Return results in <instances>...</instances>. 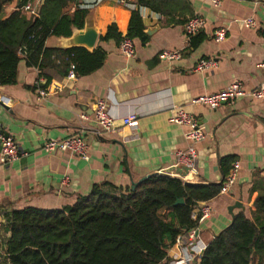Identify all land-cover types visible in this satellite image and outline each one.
<instances>
[{"label":"crops","instance_id":"crops-1","mask_svg":"<svg viewBox=\"0 0 264 264\" xmlns=\"http://www.w3.org/2000/svg\"><path fill=\"white\" fill-rule=\"evenodd\" d=\"M117 1L77 0L63 9L66 15L77 6L89 10L83 28L92 26L98 35L88 52L99 49L106 53L100 69L68 80L62 70L40 72L22 60L16 85L0 87V133L15 140L19 153L16 162L2 165L0 161V218L5 221L12 211L26 208L70 207L96 185L127 188L153 174L183 181L169 172L179 169L176 153L193 147L197 176L188 178V183L221 184L220 160L232 157L239 165L235 183L226 194L200 203L211 209V216L197 227L198 240L205 249L231 224L228 208L236 202L242 208L234 209L233 217L243 213L251 219L257 196L253 188L264 180V101L240 98L213 111L190 103L233 83L253 91L264 82V0H222L217 8L210 0H158L159 12L139 7L147 42L132 40L135 56L129 60L120 55L119 43L101 40L112 24L121 38L127 37L137 0H129L126 6ZM14 11H18L15 1L5 6L4 15ZM195 16L205 20L204 29L187 39L183 25ZM245 18H253L256 27H244L241 21ZM221 28L227 29V36L217 43L212 35ZM66 40L51 37L45 46L69 49L64 46ZM162 51H178L181 59L161 61L158 55ZM201 59L214 60L216 68L195 71ZM64 70L68 72L67 67ZM38 90L44 93L43 98ZM97 100L106 102L115 119L112 133L99 134L93 113ZM177 108L196 120L205 135L203 141L185 139L188 128L171 121ZM133 114L139 119L135 131L121 126V119ZM73 136L82 137L87 144V161L67 152L44 150L47 141ZM4 230L1 242L9 237ZM180 254L177 244L168 252L170 260ZM5 262L2 256L0 264Z\"/></svg>","mask_w":264,"mask_h":264},{"label":"trees","instance_id":"trees-1","mask_svg":"<svg viewBox=\"0 0 264 264\" xmlns=\"http://www.w3.org/2000/svg\"><path fill=\"white\" fill-rule=\"evenodd\" d=\"M17 7L27 0H0V87L17 83L22 60L40 72L62 70L74 64L76 75L100 69L106 53L88 52L80 47L47 49L48 38H69L73 29L82 30L89 13L77 6L72 14L63 9L77 0H42L38 18H25L19 11L4 15L6 5ZM158 0H137L131 10L127 37L147 42L139 7L160 10ZM189 20V19H188ZM187 20V21H188ZM120 43L115 25L101 39ZM25 49V57L19 51ZM234 158L220 160L225 178ZM264 172V169H263ZM259 175V172H258ZM253 191L251 219L243 213L214 236L195 260V264L264 263V180ZM221 184H189L167 174H153L139 184L121 188L96 185L86 197L61 210L26 208L12 211L3 231L9 237L0 241V259L5 264H169L168 252L177 237L198 227L190 217L198 203L216 198ZM179 200L183 202L177 204Z\"/></svg>","mask_w":264,"mask_h":264},{"label":"built area","instance_id":"built-area-1","mask_svg":"<svg viewBox=\"0 0 264 264\" xmlns=\"http://www.w3.org/2000/svg\"><path fill=\"white\" fill-rule=\"evenodd\" d=\"M129 0H118L117 3L122 6H126ZM222 0H210L211 5L217 8ZM42 0H28L24 5L18 8L21 14H27L31 18H38L37 9L41 5ZM264 13V5H263ZM244 27L254 29L256 23L253 18H245L242 21ZM205 26V20L199 16H195L183 25V32L187 39H190L199 34ZM227 36V29L221 28L214 31L212 39L217 42H223ZM120 55L126 59H132L135 56V48L133 41L128 37H123L118 47ZM26 55L25 49L19 51V56L24 58ZM159 60L164 62L177 61L181 59V53L178 51H162L158 55ZM263 67V65L261 66ZM216 68V62L211 59H201L195 66V71L203 72ZM75 65H70L66 79H76ZM40 97H44V93L38 90ZM240 98H253L255 100L264 101V82L253 91H246L239 83H233L228 88L216 92L211 95L200 96L192 100L191 106H204L210 111L216 110L221 104H233ZM94 123L99 129V134H109L115 131V119L110 115L107 104L104 100H97L94 106ZM174 116L171 121L180 126L187 127L185 132V139L192 143H198L205 139V135L201 128L198 126L196 120L184 111L183 108H177L174 110ZM84 118V117H82ZM139 119L138 116L133 114L121 119V126L128 128L132 131L138 129ZM44 150L47 153L53 154L54 152L69 153L82 160H88V146L84 139L80 136H73L66 138L62 141H47L44 144ZM19 158L18 147L15 140L4 133H0V161L2 165H8L16 162ZM175 161L178 168H185L188 172V176L182 177L183 182L188 183L192 177H196V153L193 147L188 148L186 151L178 152L175 155ZM239 165L234 162L231 168L224 178L219 195H224L234 185L238 175ZM181 178V177H180ZM211 216V209L204 204L198 203L191 212V219L198 223L208 219ZM3 225L5 221L0 218V240L3 235ZM175 244L180 246L181 254L178 257L173 258L169 264H195V260L199 254L204 250V246L201 245L198 240L197 228L191 229L177 237Z\"/></svg>","mask_w":264,"mask_h":264},{"label":"water","instance_id":"water-1","mask_svg":"<svg viewBox=\"0 0 264 264\" xmlns=\"http://www.w3.org/2000/svg\"><path fill=\"white\" fill-rule=\"evenodd\" d=\"M84 29V30H83ZM82 30H79V32L77 33H72V35L69 38H66L68 40H66V42L64 43L65 47H84L87 51L88 50H92L94 48V45L97 41L98 35L96 30L89 25H86L85 28H83ZM183 171H181V169L179 168L178 170H173L171 172H169V174H174L178 177H184L186 176L185 174L188 172L185 168L182 169ZM150 176H146L144 178H141L138 182L136 183H132V186L141 183L142 181H144L145 179H147ZM191 184V183H189ZM220 184V183H219ZM183 201L179 200L178 202H176L177 204H181ZM242 208V206L236 202L235 204H233L230 208H228V212L232 218L231 220V224L233 223V210L236 208ZM230 224V225H231ZM218 236V235H216Z\"/></svg>","mask_w":264,"mask_h":264},{"label":"rangeland","instance_id":"rangeland-1","mask_svg":"<svg viewBox=\"0 0 264 264\" xmlns=\"http://www.w3.org/2000/svg\"><path fill=\"white\" fill-rule=\"evenodd\" d=\"M257 262H258V261H257V259L255 258V261H254V263H253V264H257ZM263 264H264V263H263Z\"/></svg>","mask_w":264,"mask_h":264}]
</instances>
